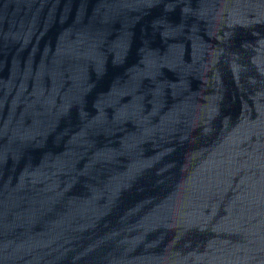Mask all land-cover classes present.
<instances>
[{"label":"water","instance_id":"1","mask_svg":"<svg viewBox=\"0 0 264 264\" xmlns=\"http://www.w3.org/2000/svg\"><path fill=\"white\" fill-rule=\"evenodd\" d=\"M0 264H264V0H0Z\"/></svg>","mask_w":264,"mask_h":264}]
</instances>
